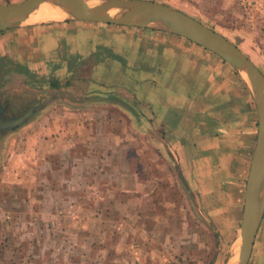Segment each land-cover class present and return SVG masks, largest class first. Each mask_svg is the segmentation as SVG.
<instances>
[{
	"label": "crops",
	"instance_id": "obj_1",
	"mask_svg": "<svg viewBox=\"0 0 264 264\" xmlns=\"http://www.w3.org/2000/svg\"><path fill=\"white\" fill-rule=\"evenodd\" d=\"M251 2L255 15L264 12V0ZM126 28L98 22L63 21L15 29L22 32L25 63L29 68L38 66L43 75L47 73L42 79L28 77V81L36 83L27 84L42 85L43 90L47 89L46 84L55 87L48 85V90L54 91L52 99L37 112V120L27 125V130L40 131L39 138L32 142L37 141V160L43 167L36 173L39 186H29L31 179L24 178L28 188L22 194L27 195L26 202L16 210L10 203L13 218L5 225L0 224V264H210L212 246L202 235L205 231L199 235L191 228L194 219L187 211L185 215L171 211L177 204L168 198L174 186L168 185V179H173L171 172L155 169L152 154L149 169H135L131 165L133 159L125 148L131 140L126 136L125 121L128 130H132L129 135L134 136L131 144L138 147V164L142 163L143 142L150 150L173 144L181 148L182 175L192 185L193 192L211 193L213 189L207 188L206 177L207 172H213L220 184L217 186L225 189L230 184V189H238L243 198L248 167H243L239 176L238 167H235L237 173L232 169V161L238 159L234 155L240 139L251 142L242 143L244 146H253V121L249 130L242 133L232 124V119L225 118L235 114L232 104L238 98L237 90L219 89L213 95L210 92L205 95L203 90L185 91L187 85L182 82L191 76L187 68L198 67L192 72V80L197 82L203 72L210 78L214 67L204 62L190 64V60L180 64L174 58L173 46L164 44L167 42L162 44L165 45L162 58L153 57L151 50L149 57L142 58L143 53L133 47L137 44L135 37L126 36L131 32ZM103 32L104 38L100 36ZM8 48L11 55L18 57L16 51L20 47L8 45ZM75 59L82 61L85 70L88 67L90 70L80 83L76 81L79 88L67 89L64 83ZM47 68L54 74L50 75ZM214 75L219 83L224 77ZM117 86L131 90L139 101L149 102L150 120L143 119L138 104L132 100H128L127 107L117 99L114 101L119 104L113 101ZM58 87L69 90V95L61 91L55 94ZM217 94L224 98V104L216 103L214 111H207L206 101L198 99L188 109L191 97ZM173 96L185 100L171 102ZM62 97L74 99L77 104L63 102ZM246 110L253 117L252 102L246 103ZM63 111L70 116L56 117ZM50 112H54L53 122L39 121ZM114 112L123 122L117 120L111 130L110 115ZM141 131L150 133L148 139L136 138ZM51 146L55 149L49 151ZM186 153L191 156L186 157ZM209 153L215 155L212 163L207 157ZM52 163L55 165L46 166ZM63 163L67 165L62 166ZM27 176L31 177L32 173ZM186 201L179 209L189 210L190 201ZM69 210L75 212L72 214ZM16 214H20L19 218ZM262 223L249 264H264ZM50 224L59 225V231L51 232ZM216 258L218 261L219 256L214 257V264H218Z\"/></svg>",
	"mask_w": 264,
	"mask_h": 264
},
{
	"label": "rangeland",
	"instance_id": "obj_2",
	"mask_svg": "<svg viewBox=\"0 0 264 264\" xmlns=\"http://www.w3.org/2000/svg\"><path fill=\"white\" fill-rule=\"evenodd\" d=\"M22 0H0V4L14 3ZM159 3H163L166 5H170L177 9H180L191 16L201 20L208 26L216 29L219 32H222L225 36H227L230 40L234 42H238L240 48L251 58V60L264 72V12H260L261 14L255 15V12L252 11V2L251 0H154ZM261 6L263 5L260 3ZM263 9V8H262ZM264 10V9H263ZM130 33H127L126 36L135 37L136 45L133 47L135 49H139L140 53H143V57H149V50L153 54V57H163L164 46L162 44H167L169 47L173 46V55L175 60L179 59V63H183L185 60H190V64L197 62L205 63V65H211L214 67L217 75H224L221 79L220 83L216 80V77L213 74H209L210 78L205 76V73L199 76L197 82L193 79L194 71L197 70L198 67L195 65L187 68V71H191V76H187L188 81L182 82L187 85L185 91L193 92L196 90L205 91V95H210L207 92L213 93L219 89H233L237 90L236 96L238 98L232 104V108L234 111V116L232 118H228L225 116L227 120L232 119V124L238 128V132H246L253 121L254 132H255V140L252 142L253 146L243 145L244 143H251L248 140L240 139L239 146L236 148L237 160L233 159L232 161V169L235 170V167H238V174L241 176L242 168L248 167V172L250 168V163L253 157V153L256 146L257 133H258V116L256 105L251 93L250 88L247 83L243 80L241 74L235 70L228 62L222 59L219 55L213 53L210 50L205 49L204 47L197 45L196 43L178 35H174L171 33H160L156 30L146 29V28H126ZM106 35L105 32L101 33L100 36L104 38ZM166 38H160V37ZM168 37V38H167ZM22 32L15 29L6 30L0 33V91L4 90L6 92V96L9 98H14L16 100L21 101L22 94L25 93V96L32 95L33 93H39V95L45 97V103L52 99L54 95V91L48 90V85L55 87L53 84H46V90H43L44 86L37 84H27L25 79L28 77H46V74L43 75L38 70V66H34L29 68V65L25 63V60L22 57V46L23 44ZM9 43V44H8ZM10 47L21 48L19 51H16L18 57H14L10 54ZM38 46V44H37ZM117 50V45L114 46ZM132 47V48H133ZM42 53L46 54L44 50ZM139 53V55H140ZM145 54V56H144ZM22 61L24 63H22ZM143 63V61H141ZM2 64L7 65L9 68L8 73L3 72ZM71 69L72 72L69 74V77L63 78L66 79L64 83L67 89H76L77 83L81 79H84L87 73H89V67L85 70L83 67L82 61L75 59V61H71ZM28 65V66H27ZM14 68V72L12 69ZM27 70H29L27 72ZM177 70V69H176ZM47 71L51 74H54L47 68ZM30 72V73H29ZM109 78L112 77V73H109ZM68 76V75H67ZM66 76V77H67ZM146 76H149L147 73ZM65 77V76H63ZM41 78V79H42ZM148 78V77H147ZM175 78L176 75H175ZM190 79V80H189ZM232 79V81L230 80ZM28 80V79H27ZM202 80V82H201ZM177 81L179 79L177 78ZM230 87L226 88L227 86ZM178 86L175 87L177 89ZM186 87V86H185ZM59 88V87H58ZM79 88V87H77ZM82 88V87H81ZM57 89V88H56ZM117 93L116 96L113 97V101L117 99L120 103H125L124 107H127L128 100H132L135 104H138L137 109L141 111V115L143 119L150 120L151 116V108L149 102H141L138 98H134L132 91L122 87L117 86L114 88ZM55 90V89H54ZM60 91L63 92L64 95H69V90H62V87L56 90L55 94H60ZM41 93V94H40ZM204 95V96H205ZM143 99V98H141ZM198 101H206V109L207 111H214L216 108V103L224 104L223 97L217 94L215 96H206L205 98L202 96L201 98H197L195 96L191 97L189 101V108L195 106V103ZM61 100L63 102H72L75 103L74 99H69V97H62ZM171 102H177L178 100H185L184 98H177L176 96L170 97ZM117 101V104H119ZM130 101V102H132ZM68 102V103H69ZM253 103L254 111L253 117L250 116L249 110H246V103ZM70 104V103H69ZM77 104V103H75ZM60 106L63 104H59ZM200 105V104H198ZM201 107L203 104L200 105ZM64 107V106H62ZM84 109V108H83ZM69 108L65 109L68 111ZM57 113L56 117L61 116L60 118L70 116L68 112ZM54 112H50L47 116H43L39 119V121H48L53 122L55 118L53 117ZM36 113L32 118H30L29 122H25L21 124L23 120L17 121L14 125L17 126L13 129V132L8 133V135L2 140L0 143V224L5 225L7 221L12 220L14 213L10 211V203H13L14 210H16L17 206H21L24 202H26V194H22L24 189L27 190L25 181L30 178L31 182L29 186H39V180L36 175L38 170L42 169V164L38 161V146L37 141L32 142V139L36 140L39 138L40 131L39 130H27V125L30 121L37 120ZM117 112H114L110 115V125L111 130H113V123L123 122L121 117L117 116ZM72 115V114H71ZM20 118V116H18ZM37 117V118H36ZM127 120V119H126ZM126 122V136L131 139L126 148V154L129 155L131 159H133L131 165L133 168H144L150 167V155L152 154V164L154 168L158 170H166L167 172H171L173 175V179H168L169 183L173 186V192L168 194V198L173 199L176 204L175 208H172L171 211L175 213V215H185L186 211L189 214L191 219V228L196 230V232L200 235H204V239L210 243L212 248H210L211 257L209 259L210 264H214V257L219 256V260L216 263L218 264H226L229 253L234 247L238 232L240 229V224L242 220V212L244 206V198L241 196V193L238 189H230V184H227L225 189H222L220 184H217V180H215L213 176V172H207L206 177V186L211 187L213 191L219 190L218 193H195L192 191L193 187L191 184H187L184 176L182 175V163H181V148L177 147L173 144L164 145L155 147L150 150V146H147L145 142H143L141 150L140 160L142 163L138 164L137 162V148L131 144L133 141V137L128 130V123ZM21 124V125H20ZM20 125V126H19ZM116 133L111 134L110 138L115 136ZM134 134V133H133ZM150 133L141 131L140 134H136V138L139 139H148ZM43 135H40V137ZM104 137V136H101ZM31 139V140H29ZM243 143V144H242ZM243 145V146H242ZM54 146L49 147V151L54 150ZM213 149V148H210ZM157 154V155H156ZM187 154V153H186ZM191 155H186V157ZM207 157L211 158V163L215 157L214 154L209 153ZM236 158V157H235ZM59 163L56 165L58 166ZM52 167L55 164H47L46 166ZM67 165V163H63L62 166ZM161 165V166H158ZM60 166V167H62ZM28 173H32L31 177H28ZM237 173V171H236ZM248 176V174H247ZM247 179V177H246ZM195 189V188H194ZM238 190L239 193L236 191ZM24 196V197H23ZM31 196H33L31 194ZM189 199V210L179 209L180 204L182 202H187ZM238 199V204H237ZM14 201L16 203H14ZM69 213H74V210H69ZM19 218L20 214H16ZM68 220V219H66ZM262 227L264 229V218L262 220ZM48 229L52 231H59V225H48ZM262 229V230H263ZM63 230V229H62ZM260 230V229H259ZM2 234L5 233L2 231ZM250 263V262H249ZM252 264V263H251Z\"/></svg>",
	"mask_w": 264,
	"mask_h": 264
},
{
	"label": "water",
	"instance_id": "obj_3",
	"mask_svg": "<svg viewBox=\"0 0 264 264\" xmlns=\"http://www.w3.org/2000/svg\"><path fill=\"white\" fill-rule=\"evenodd\" d=\"M44 3L47 4L44 5L46 8L43 12L50 18H40V8L34 15L22 11L29 6H41ZM127 6L137 7L142 11L133 14L126 10ZM63 21H89L146 28L182 36L219 55L241 74L256 105L258 133L246 179L240 229L226 264H249L264 218V72L240 48L238 42L230 40L222 32L194 16L154 0H22L0 4V32ZM25 117L26 115L21 116L17 121Z\"/></svg>",
	"mask_w": 264,
	"mask_h": 264
},
{
	"label": "flooded vegetation",
	"instance_id": "obj_4",
	"mask_svg": "<svg viewBox=\"0 0 264 264\" xmlns=\"http://www.w3.org/2000/svg\"><path fill=\"white\" fill-rule=\"evenodd\" d=\"M1 69H3V72L6 71L8 73L9 71L8 66L5 64H2ZM11 69L12 72H14V68ZM25 82L36 83L34 80L28 81L27 78L25 79ZM44 98L45 97L39 95V93H33L29 96H25V93H23L21 101L19 102V100L7 97L4 90L0 91V143L8 135V133L13 132V129L17 126V124L14 125V123H16L17 119H19L18 116L21 117L26 115V117L22 119L23 121L21 124L29 122L30 118H32L44 106Z\"/></svg>",
	"mask_w": 264,
	"mask_h": 264
},
{
	"label": "bare ground",
	"instance_id": "obj_5",
	"mask_svg": "<svg viewBox=\"0 0 264 264\" xmlns=\"http://www.w3.org/2000/svg\"><path fill=\"white\" fill-rule=\"evenodd\" d=\"M47 4V3H46ZM45 3L41 6L39 5H32V6H29L28 8H25L23 9L22 11L26 14H30V15H34L37 12L41 11L40 13H38V16L42 19H45V18H50V16L48 14L45 15V13L43 12V9H45L46 7H44V5H46ZM40 8V10L38 11V9ZM126 10H129L131 11L133 14H139L141 13V9L140 8H137V7H125ZM65 14V13H64ZM61 16H63V14H61ZM59 16V17H61ZM243 75L245 76L246 73H243ZM238 250V248H237Z\"/></svg>",
	"mask_w": 264,
	"mask_h": 264
}]
</instances>
